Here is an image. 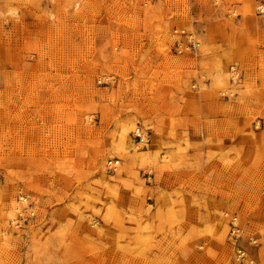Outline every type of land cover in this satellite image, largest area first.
<instances>
[{"label":"rangeland","instance_id":"obj_1","mask_svg":"<svg viewBox=\"0 0 264 264\" xmlns=\"http://www.w3.org/2000/svg\"><path fill=\"white\" fill-rule=\"evenodd\" d=\"M0 264H264V0H0Z\"/></svg>","mask_w":264,"mask_h":264},{"label":"built area","instance_id":"obj_2","mask_svg":"<svg viewBox=\"0 0 264 264\" xmlns=\"http://www.w3.org/2000/svg\"><path fill=\"white\" fill-rule=\"evenodd\" d=\"M177 31V30H176ZM183 31V30H182ZM181 33H184V31L183 32H181ZM188 35V37H192L190 34H187ZM195 45H197V43L196 42H191V47H193V46H195ZM177 46V48H179L180 47V43L179 44H177L176 45ZM112 81V77L111 76H103V77H101V78H99L98 79V82L99 83H104V84H108V83H110ZM111 166L112 165H115L116 164V162L114 163V162H111L110 161V163H109ZM234 219V218H233ZM231 220V222H230V235L232 236V237H236L237 236V233H238V231H239V228H238V226H237V224H234V220ZM236 257L237 258H239L240 260H243L244 258H246V251L243 249V248H241V247H239V246H237L236 247Z\"/></svg>","mask_w":264,"mask_h":264},{"label":"bare ground","instance_id":"obj_3","mask_svg":"<svg viewBox=\"0 0 264 264\" xmlns=\"http://www.w3.org/2000/svg\"><path fill=\"white\" fill-rule=\"evenodd\" d=\"M259 9H260V7H259Z\"/></svg>","mask_w":264,"mask_h":264}]
</instances>
